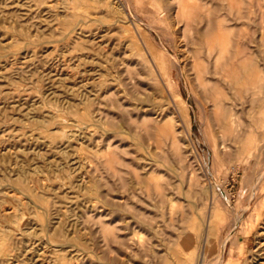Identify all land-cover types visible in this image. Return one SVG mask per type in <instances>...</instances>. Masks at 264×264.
Here are the masks:
<instances>
[{
	"label": "rangeland",
	"instance_id": "obj_1",
	"mask_svg": "<svg viewBox=\"0 0 264 264\" xmlns=\"http://www.w3.org/2000/svg\"><path fill=\"white\" fill-rule=\"evenodd\" d=\"M263 230L264 0H0V264H264Z\"/></svg>",
	"mask_w": 264,
	"mask_h": 264
},
{
	"label": "bare ground",
	"instance_id": "obj_2",
	"mask_svg": "<svg viewBox=\"0 0 264 264\" xmlns=\"http://www.w3.org/2000/svg\"><path fill=\"white\" fill-rule=\"evenodd\" d=\"M213 11V10H212ZM213 17V16H212ZM208 27V26H207ZM227 42V41H226ZM228 45V44H227ZM229 47V46H228ZM228 49V48H227ZM187 51V50H186ZM213 51V50H212ZM212 51H211V49H210V55H212L213 53H212ZM229 51V50H228ZM227 53V52H226ZM232 54V53H231ZM207 56V55H206ZM214 60V59H213ZM214 62V61H213ZM208 64V63H207ZM215 74V73H214ZM211 83V82H210ZM214 106V105H213ZM228 114V113H227ZM17 232V231H16ZM260 237L262 238V240H263V242H260L259 243V248H261L262 249V251H263V256H264V230L262 231V233L260 234ZM2 253V251L0 252V254ZM11 259H13V258H11ZM264 259V258H263Z\"/></svg>",
	"mask_w": 264,
	"mask_h": 264
}]
</instances>
